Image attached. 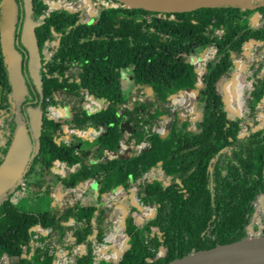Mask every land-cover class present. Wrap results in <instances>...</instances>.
I'll return each instance as SVG.
<instances>
[{"label":"trees","instance_id":"16d2710c","mask_svg":"<svg viewBox=\"0 0 264 264\" xmlns=\"http://www.w3.org/2000/svg\"><path fill=\"white\" fill-rule=\"evenodd\" d=\"M60 9L67 13L74 11L75 20L93 25L78 31L67 15L57 10L46 15L48 4L33 0L30 18L39 21L36 27L39 48L46 41L55 42L57 38L59 41L53 47L51 59L42 64L45 69H41L39 103L30 105L42 114V125L38 140L30 139L33 152L21 180L24 185L20 183L7 196H0V258L5 259V264H32L31 254L34 264H51L57 260L60 249L70 250L65 240L69 227L65 222L70 218L73 245L86 247L84 256L74 255L73 263L69 264H115L97 258L94 250V242L102 243L110 230L105 222L111 213L102 206L100 197L117 188L127 190L133 186L139 202L155 207V214L138 222L136 208L129 205L125 229L134 239V251L129 235L119 230L107 237L114 240V245L122 241L119 246L110 255L102 252L105 257L123 259L118 264H167L196 250L245 238L249 228L254 229L255 219L262 224L264 235V126L250 130L242 138L239 136L246 115L234 96L236 90L239 92L237 78L227 85L230 110L219 137L211 131L210 113L212 107L223 102L221 86L229 77L233 59L243 55L244 43L253 39L255 45L261 43L257 45L259 49H264V5L256 8L218 5L174 14L124 6L102 7L91 21H84L77 8ZM254 12L260 15L257 25L250 19ZM210 45L216 48V53L205 65L202 86L194 100L199 115L190 126L188 117L180 120L177 111L170 112L165 104L170 94L194 85L196 73L190 58L197 57ZM253 65H256L254 81L247 98L251 111L264 95V60ZM127 69L131 85L151 86L153 95L144 101L135 100L132 108H121L131 95L126 98L122 86L123 72ZM244 86L239 92L241 97ZM81 88H88L96 98H104L106 106L82 114L72 122L79 129L103 125L104 130L92 140L96 143L92 149L96 161L59 177L50 169L51 157L56 155L71 166L77 162L76 148L73 144L56 142L64 122L48 117L46 98L53 103L58 98L60 102L73 100ZM11 93L12 84L0 45V111H9L11 115L3 134L6 142L0 147V162L16 127L19 124L26 127L22 101L13 108L8 99ZM177 99L184 102L180 95ZM163 114H170L166 136L143 129L145 122L154 124ZM122 117L132 125V134L126 138L119 126ZM121 140L134 143L147 140L151 147L130 157L124 154V157L103 158V149L114 151ZM228 143L229 149L224 152ZM154 169L159 170V177L142 179ZM28 176L34 182H26ZM57 178L66 188L93 180L97 187L94 203L76 201L60 214L54 211L47 193L41 194L36 188ZM23 189L34 194L20 199H26L25 203H16V193ZM59 189L57 182L49 191L50 197L60 196ZM30 224L40 226L47 233L30 230ZM94 230L95 241L89 238ZM158 231L162 235L159 247L167 236L159 256L155 249ZM53 241L55 244L50 247Z\"/></svg>","mask_w":264,"mask_h":264},{"label":"water","instance_id":"95a60500","mask_svg":"<svg viewBox=\"0 0 264 264\" xmlns=\"http://www.w3.org/2000/svg\"><path fill=\"white\" fill-rule=\"evenodd\" d=\"M115 3L116 6H124L127 8L140 9L153 13H163V14H174V13H185L192 12L204 7H213L218 5H237L241 8H256L258 6L264 5V0L258 1L257 3H235L232 0H111ZM21 16L18 27L16 29L15 21L17 16V8L14 0H0V45L1 50L4 54V61L6 63L7 72L9 75L10 82L12 84V93L8 95V99L11 102L12 107L16 106V103L20 102L23 99V96L26 92L25 84L20 72V60L21 57L19 53L15 50L13 46V41L16 43H20L30 58V66L34 64L40 65V56L39 49L37 43L36 36V27L38 26V22L33 21L30 16L33 10V0H21ZM57 11L63 15H67L66 11L57 8ZM50 11H47L49 14ZM70 13V12H69ZM260 15L258 12H254L251 16V23L253 25H257L259 22ZM14 32L17 33V36L14 37ZM58 43V41H57ZM256 43L253 39L245 42L243 45V54H248V50L250 47L254 46ZM261 43H257L260 45ZM205 50V49H204ZM204 50L200 52V55L204 54ZM240 60L233 59V68L229 74V77L222 84V101L224 103V107L226 113L230 110V100L229 93L227 90V85L230 82H235L234 70L239 67ZM205 73V70H204ZM30 77L34 80L35 85L39 90L42 88V81L38 78L37 71L33 67L30 70ZM202 86V81L195 82L193 87L185 88V92H193L194 98L192 101L197 99L199 88ZM137 88H143L145 95L149 98L153 95V89L151 86H143L142 85H134L131 91V95L129 97L126 106L128 108H132L134 106V101L131 99L132 94L136 91ZM177 94H170L167 97V101H171L174 98L178 97ZM101 102H104V98H100ZM264 102V95L259 101L258 105ZM102 107H99L97 110H100ZM95 110V111H97ZM29 118H30V128L32 134L36 140H38L40 136V128L42 125V114L39 112L38 114L29 110ZM194 115L191 117V121L194 123L199 115L196 112L195 107L192 111ZM177 116L180 120L185 119V114H182L181 111H177ZM264 116V113H263ZM162 118H166L167 115H161ZM120 128H122L127 134H132V125L131 123L122 117L120 123ZM264 125L258 124L251 128V131H256L262 128ZM168 130L165 128L164 132L160 134L161 137L166 136ZM249 131L245 132L242 136L248 135ZM239 140V139H238ZM232 142V144L236 143ZM59 143V141H56ZM79 145H77L78 147ZM151 146L147 147L146 150L150 149ZM33 152V145L30 141V135L23 124H19L11 138V141L7 147L6 153L0 162V196H7L8 193L17 185L21 183L22 177L27 169L28 163L31 159ZM117 153V150H115ZM119 157H124V154H118ZM133 156V153L130 151L126 154V157ZM56 179L53 180L55 182ZM83 182L77 184L76 187L80 186ZM168 184L167 182H165ZM91 185L93 184L95 187V183L91 180ZM39 190L40 188L37 187ZM120 188L112 191L116 197ZM107 193H103L102 197ZM47 196L49 198V192H47ZM117 198V197H116ZM122 200H128L129 205L136 208L138 211L135 215V219L138 222H142L145 218H152L155 214V207L151 209L149 214L144 213V206L139 202L135 188L130 187L127 190H123V194L121 195ZM114 207L119 208L121 210L120 213V222L123 225V229L125 230V218L128 214V207L125 206L122 201H117L116 199L111 200ZM103 204V201L101 202ZM260 205L263 206V196H260ZM69 220H72L71 218ZM30 230H40L41 227L38 225L30 224ZM251 228H249L250 230ZM129 235V242L132 246V252L135 249V242L132 235L125 231ZM44 234L46 232H43ZM96 234L94 230L92 234L89 236L92 239ZM108 235L105 236L107 239ZM167 236L164 237V241L162 243V252L157 254L161 255L164 251V246L166 243ZM162 240V239H161ZM160 240V242H161ZM159 244V243H158ZM86 245L83 244L80 246L81 251L85 253ZM111 245H107L106 249H110ZM67 252V251H66ZM59 256V253H57ZM106 261L118 264L123 261L117 260L111 257H105ZM56 260L53 261L52 264H55ZM219 264V263H234V264H264V235L261 234H249L245 238L235 240L229 243L218 244L214 247H210L207 249L196 250L190 254L184 255L179 258H175L169 261L167 264ZM34 264V262H33Z\"/></svg>","mask_w":264,"mask_h":264},{"label":"rangeland","instance_id":"374dc122","mask_svg":"<svg viewBox=\"0 0 264 264\" xmlns=\"http://www.w3.org/2000/svg\"><path fill=\"white\" fill-rule=\"evenodd\" d=\"M258 1H261V0H252L251 3H257ZM87 3H88V0L86 2L84 0H54V3L50 4V6L48 8L51 9V11H52V10H55V8L57 7L55 4L60 5V6H63L64 4L72 5L74 8H77L82 12V16H85V14L87 12L91 11L90 5L88 7ZM72 12L74 13V11H72ZM67 16L70 18L69 20L71 21L70 22L71 25L74 26L78 31L81 30L80 29L81 27L86 26V25L88 26V23L84 24L82 26L80 22H78V24L75 25L76 20L74 19V16L73 15H67ZM84 18L85 17H83V19ZM51 51H52V46H46L44 49L46 56H49ZM248 51H249L248 54H243L239 57L234 58V59L240 60L241 63L239 65V67L242 69L243 74L246 78V82H247V84L244 86L243 95H242V98H243L244 103H245L244 109H245L246 117L242 118L241 129L246 130L245 132L250 131L251 128L254 127L255 125H258V124L264 125V116H263L264 102H262L260 105H257L254 111H251L247 106V98L249 96V91L252 88V83L254 81V77L252 76V74H253V70H254L256 65H253V64L255 63V61H260V60L264 59V49H259V47L257 45H254V46L250 47ZM239 67L237 68V70L239 69ZM129 74H130V70L127 69L123 72V76H122L123 92H124L126 98L129 96V94L131 93V91L133 89V86L131 85L130 81L128 80ZM178 95L183 97L184 102L180 103V106H179L177 111H181L182 114H185V119L188 117L189 118L188 120L190 121V126H193V122L190 119L191 117L194 116L192 114V111L194 109V101H192V102L190 101V99L192 98V95H187V93H184V92L178 93ZM132 97H131V99H132ZM174 99H175L174 101H176L178 103L177 97ZM171 104H172L171 101H168L165 104L166 108L170 109ZM30 110L36 114L39 113L38 109L30 108ZM210 113H211V131H212V133H214V135L216 137H219L220 133H221V129H222L223 124H224L225 117H226V110L224 107V103L223 102L217 103L214 107L211 108ZM70 116H74V115L70 114V115H67L66 117H59L60 118L59 120H60V122H67V119H69ZM78 116H80V115H78ZM81 116H83V115L81 114ZM75 140L80 143L79 150L81 153H84V154H86V153L88 154L90 152V150L96 146V143H94V142L92 143V141L85 139L82 136H75ZM228 145H229V143L227 144V147L225 148L224 152L228 151V149H229ZM225 159H226V157H225ZM159 176H160L159 170L154 169V170H151L145 174L144 180H150L153 177H159ZM26 182H28V183L34 182L32 176H28L26 178ZM90 183H91V180L86 181L84 185H82L79 188L74 187V189L66 188V187L62 186L59 189V194H60L59 198H58V196L51 198V203H55V205L52 206L54 211H57L60 214L63 212L64 209L71 207L76 201H80L81 203H84V204L94 203L96 196H97L96 191H94V188L96 189V187L93 184L91 185ZM40 184H41V188L39 190H40L41 194H44L45 192L47 193V192L54 189L53 181H46L45 183H40ZM134 187L136 188V186H133V188ZM33 192L34 191H32L30 189H28V190L23 189V190H21V192L16 193V195H18V196L16 198H14V201L16 203H18L19 201L21 203H25L26 199H28L30 196H32L34 194ZM23 197H26V199L22 200L23 201L22 202L20 199ZM120 198H121V196H117V198L115 196H113L112 199H120ZM112 199H109V198L106 199L105 196L102 197V200L100 198V202L103 201L102 206L107 207V210H110V213H111V215L109 216V218L105 222L106 223L105 227L110 228V230L106 232V235H110L111 233L117 234V232L119 230L123 229V225L120 222L121 210L119 208H116V207H111L110 202ZM117 201H120V200H117ZM72 222H73L72 220H68L65 222V224L69 226L66 230L65 240L67 241V244L70 246V250L68 251V250L63 249L64 251H62L60 253L61 255L65 256V262L68 261L67 264L71 263V259L74 255L84 256V254H85L83 251H81L79 246H75L72 243L73 241H72L71 229H70V227L72 226ZM259 223L260 222L258 221V219H255L253 221L252 227L254 228V231L257 230V226L259 225ZM125 231H126V229L124 230V232ZM158 233H159V231H158ZM94 237L92 239L95 241ZM161 239H162V235L159 233L158 239L155 243V247L158 245V243H160ZM94 243H95L94 250H95L97 258H99L101 260H106L104 258V256L102 255V252H106L107 255H110L113 251L114 240H106L104 237L102 243L97 242V241ZM54 244H55L54 241L51 242L50 247H53ZM107 245H111V248L106 249ZM156 251L158 253V250H156ZM33 262L35 263V261H33ZM0 264H4V262L1 258H0Z\"/></svg>","mask_w":264,"mask_h":264},{"label":"built area","instance_id":"2783aa9c","mask_svg":"<svg viewBox=\"0 0 264 264\" xmlns=\"http://www.w3.org/2000/svg\"><path fill=\"white\" fill-rule=\"evenodd\" d=\"M42 1L46 4H48V7L50 6V4L54 3V0H42ZM84 1L86 2V0H84ZM87 4H88V7L90 5L91 11L87 12L85 14V16H82V17H85L84 20H90V21L96 19L97 15H98V11L100 10V8H102V7H116L115 3H113L111 0H88ZM69 6H72V5H69ZM55 10H57V7L55 8ZM47 11H51V9L48 8ZM78 22H80L82 26L84 25L82 20H76L75 25H77ZM88 24H90V23H88ZM215 53H216V48L213 45H210V46L205 48L203 55L199 54L197 57H191L190 58V62L195 69L196 78L198 81L202 78V76L204 74L206 63L214 57ZM187 95H192V98L190 99V101L192 102V99L194 98V94L193 93H187ZM146 98H148V97L145 95L144 91H139L138 94H136L132 97V100L133 101H135V100L144 101ZM174 100L175 99L171 100L172 104H171L170 109H169L170 112L177 111L179 106H180V102L178 101V103H177ZM46 101L48 102L47 112H48V116L50 118L57 119L59 117H66L67 115H70V114L74 115V116H70L69 119H67V120H70L68 123L63 124L61 126V130L63 131V135L65 134L68 138L69 137L74 138V136H82L83 138L92 141L97 136H99L102 133V131L104 130L103 125H99L97 128L86 127L84 129H79V128H76L75 124L72 122V120L74 118H76L78 115L85 114V113L89 114V113L95 112V110H97L99 107L106 106L105 101L101 102L100 98H96L95 96H93L89 92L88 88H81L80 92H79V96L77 98H74L73 100L68 99L65 102L53 103L51 101V99L49 97H47ZM124 107H127L126 104L121 105V108H124ZM166 115H167L166 118L160 117V119L154 124H149V123L145 122L143 129L146 132H156V133L162 134L164 132V129L166 128V125L170 121V114H166ZM10 119H11V115H10L9 111H0V147L4 146V144L6 142V139H5L3 134L6 130L8 121ZM127 135H129V134H127L124 131V137L125 138L127 137ZM68 138H62L61 137L60 139H62V141L64 143L69 144ZM147 147H149V143L147 140H142L139 143H134L133 141L126 142L125 140H121L119 142L117 148H116L117 153H115V150L110 151L107 149H103V155H104L103 158L108 159V158L116 157L120 153L127 154L130 151L133 153V155H138L143 150H145ZM75 148H76L75 154H76L77 162L71 166H69L65 162L59 160L58 156H56V155L51 157L50 169L53 173H55L59 177H64L67 173L74 171L76 168H78L80 166L89 165V164L96 161V159L94 157V151L92 149L90 150V152L88 154L87 153L84 154V153L80 152L79 146L77 147L76 144H75ZM144 176L142 177V179H144ZM57 182H59L60 188H61L63 186L62 181L58 178L55 180V182H53V185ZM21 184L24 185V182H21ZM84 184H85V182H83L78 187H76L77 186L76 185L75 188H79ZM71 189H74V188H71ZM135 191H136V188H135ZM122 194H123V190L118 192L117 196H121ZM113 196H114V194L111 192H109L105 195L106 199H108V198L112 199ZM152 208H154V207L144 206V213L149 214ZM37 231H43V232L47 233V230L40 229ZM247 232L249 234H252V235L263 233L262 224L259 223L256 231H254V229H250ZM155 249L158 250L157 254H160L162 252V247H159L158 245L155 247ZM62 251H64V250L60 249L58 251L59 256H58L55 264H67L68 263V261L65 262V256L60 254ZM1 259L3 260V262L5 264V259L4 258H1ZM30 259H31V262L33 264L34 258H33L32 254L30 255ZM71 263H73V257L71 259Z\"/></svg>","mask_w":264,"mask_h":264},{"label":"flooded vegetation","instance_id":"af4514ba","mask_svg":"<svg viewBox=\"0 0 264 264\" xmlns=\"http://www.w3.org/2000/svg\"><path fill=\"white\" fill-rule=\"evenodd\" d=\"M14 2H15V5H16V8H17V12H16L17 16H16V21H15V25H16V29H17L19 21H20L21 12H22L21 4H20L21 0H14ZM67 15H73L75 17L76 14L73 13V12H70ZM84 21H90V20H84ZM37 22L39 23V21H37ZM92 25H93V23L88 24V26L86 25L87 27L83 26L80 31L84 30L85 28L91 27ZM57 41H59V38H57L55 42L54 41H51V42L46 41L45 44H44V47L39 48V46H38L40 62L41 63H40V65L34 64L33 66H30V58H29V55L27 54L26 50L24 49V47L20 43H16V41H13V46H14L15 50L19 53V55L21 57V60H20V72H21V75H22V78H23V81H24V84H25V88H26V92H25V94L23 96V99L21 101H22V108H23V110L25 112V123H26L27 130L29 132L31 141L34 139V136L32 134L31 128H30V124H29L30 118H29V113L28 112H29L30 108H34V107H31L30 105H37L39 103L42 88H41V90H39L37 88V86L34 83V80L30 77V70L33 67L36 69L38 78L42 81V84H43V79L41 77H42V70H44L45 67L42 66V64H47L48 60L51 59L52 54H53V47L58 44ZM46 46H52V51H51L49 56H46L45 52H44V49H45ZM262 60H264V59H262ZM200 81H202V78L198 81L197 78H196V75H195V82H200ZM188 88H191V87H188ZM139 91H143V88H137L136 91L132 94V96L134 94L135 95L138 94ZM181 92L193 93V92H185L184 90L181 91ZM181 92H179V93H181ZM26 97H28V98L26 99ZM60 101H61V98H58L57 102H60ZM15 107H13V108H15ZM34 109H37V108H34ZM69 121L70 120H67V122H64L63 124H66ZM60 130H61V128H60ZM61 137L62 138H68L65 134L63 135V131L62 130H61ZM60 138L57 141H59V142L62 141V139H60ZM68 139H69V144L65 143L66 145L73 144L75 146V144L76 145L80 144V143H76L74 138L69 137ZM79 147H80V145H79ZM45 182H42V183H45ZM116 200L122 201V203L125 206L129 207V201L128 200H122L121 198L120 199H116ZM110 203H111V207H114V205L112 204L113 202L111 201Z\"/></svg>","mask_w":264,"mask_h":264},{"label":"bare ground","instance_id":"6f19581e","mask_svg":"<svg viewBox=\"0 0 264 264\" xmlns=\"http://www.w3.org/2000/svg\"><path fill=\"white\" fill-rule=\"evenodd\" d=\"M232 1L235 2V3H242V4H244V3H249V2H251L252 0H232ZM55 5L57 6L58 9H60V8H69V7H72V6H69V5H67V4H64L63 6H60V5H57V4H55ZM238 70H241V71H238ZM238 70L236 69V70L234 71V76H235V79H236V78L238 79L239 92H240V90L243 88V86H244V84H245V82H246V78H245L244 74L242 73V69H241L240 67H239ZM239 92H237V90L235 91V94H234L235 99L238 98V102H239V104L242 105V106L245 108L244 100H243V98L240 96V93H239ZM240 114H241V111L239 110V115H240ZM241 117H242V114H241ZM245 131H246V130L241 129L240 132H239V136L241 137V136L245 133ZM58 198H59V196H58ZM114 228H115V227H114ZM123 232H124V231H123ZM121 242H122V241H121ZM121 242L116 243V244L114 245L113 248L118 247L119 244H120ZM217 264H218V263H217ZM219 264H234V263H219Z\"/></svg>","mask_w":264,"mask_h":264},{"label":"crops","instance_id":"0c3cea01","mask_svg":"<svg viewBox=\"0 0 264 264\" xmlns=\"http://www.w3.org/2000/svg\"><path fill=\"white\" fill-rule=\"evenodd\" d=\"M97 188V187H96ZM36 190L38 191V189L36 188ZM123 189L120 188L119 192L122 191ZM94 191H96V189L94 188ZM51 199V198H50ZM55 205V203H51V206ZM66 211V209L63 210V212Z\"/></svg>","mask_w":264,"mask_h":264}]
</instances>
